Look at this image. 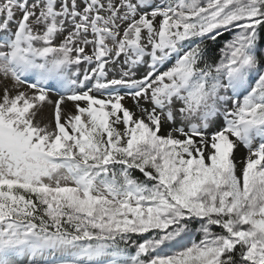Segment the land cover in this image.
I'll list each match as a JSON object with an SVG mask.
<instances>
[{"label":"snow or ice","instance_id":"1","mask_svg":"<svg viewBox=\"0 0 264 264\" xmlns=\"http://www.w3.org/2000/svg\"><path fill=\"white\" fill-rule=\"evenodd\" d=\"M0 264H264V0H0Z\"/></svg>","mask_w":264,"mask_h":264}]
</instances>
